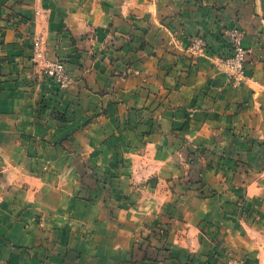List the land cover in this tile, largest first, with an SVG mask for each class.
Wrapping results in <instances>:
<instances>
[{
    "label": "crops",
    "instance_id": "1",
    "mask_svg": "<svg viewBox=\"0 0 264 264\" xmlns=\"http://www.w3.org/2000/svg\"><path fill=\"white\" fill-rule=\"evenodd\" d=\"M0 264H264V0H0Z\"/></svg>",
    "mask_w": 264,
    "mask_h": 264
},
{
    "label": "built area",
    "instance_id": "2",
    "mask_svg": "<svg viewBox=\"0 0 264 264\" xmlns=\"http://www.w3.org/2000/svg\"><path fill=\"white\" fill-rule=\"evenodd\" d=\"M229 40L230 53L228 57H212V61L220 74L224 75L228 82L234 86H239L247 81L246 65L249 50L244 45V33L238 28L228 29L225 33ZM176 43V41H172ZM38 45L36 44V49ZM183 51L193 60L198 61L202 58L210 57V48L207 41L200 36L190 39L189 45ZM48 76L56 80L61 87L67 85V74L63 62H55L46 68Z\"/></svg>",
    "mask_w": 264,
    "mask_h": 264
},
{
    "label": "rangeland",
    "instance_id": "3",
    "mask_svg": "<svg viewBox=\"0 0 264 264\" xmlns=\"http://www.w3.org/2000/svg\"><path fill=\"white\" fill-rule=\"evenodd\" d=\"M173 40H171V43H172Z\"/></svg>",
    "mask_w": 264,
    "mask_h": 264
}]
</instances>
